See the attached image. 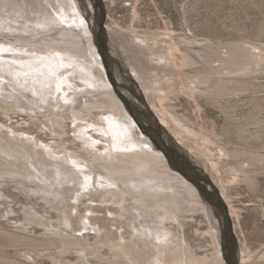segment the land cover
Wrapping results in <instances>:
<instances>
[{
    "label": "bare ground",
    "instance_id": "1",
    "mask_svg": "<svg viewBox=\"0 0 264 264\" xmlns=\"http://www.w3.org/2000/svg\"><path fill=\"white\" fill-rule=\"evenodd\" d=\"M85 1L89 3V0ZM109 1L113 4L115 0H103L107 12ZM80 3L79 0H0V52L1 58L6 60L0 65V72L14 79L8 81L11 91L4 88L0 95V111L8 117L11 116L10 113L18 114L19 117L24 114L34 122L40 121L64 130L60 133L50 130V139H47L50 141H47L42 140L47 136L41 139L38 134L34 136L29 131L31 129L25 130L22 127L13 131L22 137L33 134V139L26 137V143L0 141V192L3 193L2 196H7L9 192L5 189L10 184H15L17 189L31 196L38 195L49 209H54L55 204L61 206L72 201L78 207H83V213H93L94 205L113 204L120 208L119 218L131 223V229L136 234L139 232V236L124 244L116 240L103 241L100 238L91 243V235L86 232L87 226L78 234L63 227L56 230L44 228L46 232L42 236L30 234V231L26 233L25 229L16 231L1 226V249L8 242L11 245L17 243L27 251L26 255L34 253V256H40L48 251V256L56 262H59V253H75L77 260H87L107 247L111 253V261L115 263L166 264L169 257L170 264H225L220 251L221 231L218 218L201 200L196 187L171 169L162 153L153 148L138 132L134 121L106 80ZM71 23L75 26H70ZM110 26L106 23L109 35L112 31ZM132 32L133 38L139 40L138 45L143 49V54L149 56V61L164 60V69L156 75L148 74L145 70L156 72L154 64L150 69L142 67L137 56L127 54V47L121 40L118 45L123 49L122 53L112 50V58L121 62L129 71V76L139 84L148 106L173 142L184 149L204 171L207 172V169L202 164V159L189 152L191 147L188 148L189 151L186 150L182 140L175 138L173 133L181 131L196 138L204 137L212 144L222 146L224 157L229 161L231 179L229 182L224 179L225 183L212 175L210 178L228 207L238 236L241 210L234 207L231 191L235 185L241 184L254 190L258 187V178L263 169V155L247 151L244 158V153L240 155L241 152L235 147L223 145L215 131L203 129L204 127L197 129L184 116L178 115L170 101L180 95L175 89L177 85L182 86L180 89H184L189 98L195 99L201 95L219 99L253 90L255 85L246 78L252 80L264 70V50L239 43L214 44L207 40H201L204 43L196 45L200 41L197 38L171 42V47L165 49L160 46L163 42L167 43L165 37L175 40L171 32L149 29ZM118 35L119 38L122 37V33L118 32ZM180 43H186L188 50L181 47ZM7 47L12 52L16 50L20 53L3 55V52H10ZM21 50H25V53ZM57 54L65 59L64 62L56 60L60 69L64 65L73 69L64 70L61 73L64 84L56 79L57 85L53 88L49 82L54 79L45 76L43 78L37 72L42 73L38 70L46 65L45 61L41 62L43 59H55ZM173 61H180V64H174ZM112 62L115 64L114 60ZM53 68H49V73L58 70L53 71ZM46 71L48 76V70ZM258 105L255 104L252 114L243 117L248 125L256 126L253 133L249 132V138L260 140L264 133V121L256 115L260 111ZM163 116H169L170 119L164 120ZM83 124L98 126V131L94 130L85 135ZM10 127L14 129V126ZM240 131L241 137L246 138L247 130ZM10 209L17 212L13 207ZM33 210L41 213L40 209ZM58 212L62 213L63 222L68 225L69 214L64 210ZM196 214L205 219V230L210 238L212 252L202 257L198 255L194 245L188 244L189 241L182 236L184 227L189 225L187 219L194 218ZM83 219V222L89 221L87 217ZM20 221L24 227L32 224L26 219H18L16 223ZM168 234L170 239L166 240ZM239 243L241 244L240 238ZM242 248L240 245L239 264H249L251 252L245 253ZM262 259L264 260V256ZM6 260L8 259H4L5 262ZM10 262L27 264L22 260Z\"/></svg>",
    "mask_w": 264,
    "mask_h": 264
},
{
    "label": "rangeland",
    "instance_id": "2",
    "mask_svg": "<svg viewBox=\"0 0 264 264\" xmlns=\"http://www.w3.org/2000/svg\"><path fill=\"white\" fill-rule=\"evenodd\" d=\"M85 3L88 2L85 1ZM106 23L109 26L111 25L110 30H112L110 35L111 51L113 50L115 52V50H119V52L122 53L123 49L118 45L121 40L123 45L127 47V54L137 56L136 58L141 61L140 63L142 67H149L148 69H150L152 64H154L156 72L145 70L150 75H156L158 72H161V70L164 69L166 62L164 60L160 62L153 60V62H150L149 56L144 55L143 49L138 45L139 40H135L133 38L132 31L142 32L149 29L151 31H160L163 33L171 32L175 36V40L165 37L167 39V43L163 42L160 44V46H164L165 49H169V47H171V42L178 43L180 40L183 41L185 38H197L200 41L196 45H201V43H204V41L201 40H207L214 44L218 43L227 45L239 43L248 47L256 46V48L259 47L258 50H260V48L264 50V0H115L113 4L109 1V10L107 12ZM69 25L75 26L72 23ZM118 32L122 33V37L120 36L121 38H119ZM1 40L2 39L0 38V42ZM179 45L188 50L186 48V43H180ZM163 49L161 51H163ZM7 50H9L11 53L3 52V55L20 53L16 50H14L15 52H12L10 47H7ZM258 50L255 49L256 52H258ZM21 52L25 53V50H21ZM55 56V59L52 60L43 59L41 62L45 61L44 64L46 63V65H43L39 68L38 71L42 73L37 72L39 75H43V78L45 76V78L51 77L54 79V81L49 82L53 88L57 85L55 84L56 79L60 82V84H64L65 81L61 75L64 70L73 69L68 65H64V67L60 69L56 60L59 62H64V56L58 54ZM1 57L2 53L0 54V65L6 62V60L2 59ZM51 61L52 64H50ZM176 61H173V63L180 64V61ZM55 64L56 66H54ZM167 64L170 63L168 62ZM47 66L49 68L54 67L53 71L58 69V72L54 71L55 74L52 72L49 73V68L47 69ZM112 66L115 65L112 64ZM46 70H48V76L46 75ZM57 77H61V79L59 80ZM246 79H249L255 85L253 90L239 93L238 95L234 94L224 96L219 99L209 95H201L196 99L190 97V99L187 96L188 94L184 93V89H180L182 86L177 85L175 86V89H177L180 95L175 100L170 101V103L173 107V110H175L178 115L184 116L186 119H188L194 127L197 129L204 127L203 129L215 131L219 135L223 145L235 147L241 152L240 155H243L244 153V158L246 157L247 151H255L262 154L264 159V133L260 140L250 139L249 137L251 135L249 134L255 131L256 126L248 125L245 119V116H249L254 112L253 107L255 104L258 105L260 103L258 105L260 111L255 113L259 119L264 121V70L258 73V75L252 80L250 78ZM8 81H14V79L0 72V95L1 93L3 94L4 88H7V90L11 91ZM226 107L229 109V112L231 111L230 113ZM10 115L11 116L8 117L0 111L1 142L20 143L23 141L26 143V137L33 139V134L34 136L38 134L37 136H40L41 139L44 136H47V138L44 137V139H42L47 140L48 138L50 139L51 131H54V133H57L58 131L59 133L64 131L58 126L52 127V125L44 124L40 121L34 122L24 114L20 115V117L18 114L10 113ZM163 118L164 120L165 118L170 119L169 116H163ZM5 124L7 127L4 126ZM165 125L166 127H169L168 124ZM10 126H14V129H12ZM82 126H85V135L86 133L89 134L94 130L97 132V128H99L98 126L92 127V125H89V127L85 124ZM233 126L235 127L233 128ZM22 127L23 129L26 128L25 130L31 129L29 131L33 132V134L28 136L24 135L22 137L19 135V133L13 131L17 130V128L22 129ZM129 129L131 130V128ZM243 129L247 130V139L244 138V136L241 137L240 133L242 131L240 130ZM88 130H90V132H87ZM184 133L185 132L182 133L181 131H176V134H173L175 138L182 140L184 148L185 146L187 148H185L186 150L189 151L191 149L189 152H192L193 155H197L196 157L202 159L201 162L204 164V166H206L207 169V172H205L208 175L210 174L209 176L212 175L217 180L225 183L226 181L229 182L231 179V174L229 172L230 166H228V158L224 157L223 151L221 149L222 146L220 147L218 144H212V142H209L204 137L196 138ZM39 134H43V136ZM87 139L90 140L89 136H87ZM99 145L100 144H98V146ZM39 153H41V150H39ZM15 186V184H10L9 187L5 189L7 193L9 192L8 195L10 196H2L3 193L0 192V227L2 226V228L4 227L9 230L16 231H22V229H25L26 233L30 231V234L42 236L46 232L45 229L56 230L60 227H63L67 228L68 231H73L74 234H78L81 230H84L85 226H87L86 232L90 233L91 235V243L97 242L101 239L103 241L116 240L124 244L130 242L133 237L139 236L137 235L139 232L136 234V231L131 229V227L133 228L131 223L126 221L124 218H119L121 211L116 205H94L92 206L94 211L93 213H83L81 212L83 207H78V204L76 205L71 201L63 203L61 206L55 204L54 209H49L48 205L44 206L45 201L41 200L38 195L31 196L26 192L17 189ZM231 193L234 207H236L237 210H241V217L239 219L240 222L237 227L238 239L240 238L241 240L240 245L243 247L242 249H245V253H252H250L251 258L249 260V264H264V260L262 259L264 256V162L262 174L258 178V187L255 190L249 188L247 185L241 184L238 186L235 185ZM12 207L17 212L13 210L11 211L10 208ZM30 207L33 208L31 209ZM34 208H36L38 211L40 209L41 213L35 212L33 210ZM74 209L75 211L72 212ZM58 210H64L69 214L68 225L63 222L64 218L62 217V213H59ZM43 211H46V213H43ZM48 214L51 216L49 217ZM43 216L45 219H43ZM201 216L202 215L200 214H196L194 215V218H188L187 223L189 225L184 227V233L182 234V236H184L189 241L188 244L192 246L194 245V249H197V253L200 257L206 254L210 255L212 253L209 243L210 238L208 234H206L205 230V219ZM84 217L89 219V221L86 220L87 223L83 222ZM18 219H22V221H24V219L29 220L32 222V224L24 227L21 221L16 223ZM118 219L121 220L119 221ZM84 223L88 225H83ZM132 234L134 235L132 236ZM169 236L170 234L167 235L166 240L170 239ZM9 244L10 243L8 242L6 247L3 245L4 247L1 249L2 245L0 243V257L8 260L11 259L10 261H13L14 263L15 261L18 262L19 260H22L27 264H88L90 261L91 264H124V262L119 261L116 263L112 262L111 253L107 247H105L106 249H103L104 251L102 250L100 254L90 257V261L89 259H81L82 261L77 260L75 253H59V262H56L52 260V257L48 256L50 253L48 251L40 256H34V253L31 255H26L27 251H25L19 244L14 243V247L13 245L10 244V246ZM105 255L106 257H104ZM244 255L245 254L243 253V256ZM30 256H33L35 261L31 259L32 257ZM98 256L102 257L98 258ZM74 258L76 260H74ZM1 259L0 264L5 262L4 259H2V261ZM8 260H6L4 264H12V262ZM170 263L171 258L169 259L168 257L166 264Z\"/></svg>",
    "mask_w": 264,
    "mask_h": 264
},
{
    "label": "water",
    "instance_id": "3",
    "mask_svg": "<svg viewBox=\"0 0 264 264\" xmlns=\"http://www.w3.org/2000/svg\"><path fill=\"white\" fill-rule=\"evenodd\" d=\"M79 1L91 29L92 43L100 57L106 80L134 121L138 132L162 153L171 169L196 187L201 200L214 211L220 223V251L224 263L239 264V239L218 188L204 169L173 142L148 106L139 84L129 76V71L121 62L112 58L110 35L106 29L107 10L103 0H89V3ZM113 60L115 66H112Z\"/></svg>",
    "mask_w": 264,
    "mask_h": 264
},
{
    "label": "snow or ice",
    "instance_id": "4",
    "mask_svg": "<svg viewBox=\"0 0 264 264\" xmlns=\"http://www.w3.org/2000/svg\"><path fill=\"white\" fill-rule=\"evenodd\" d=\"M81 24H83V20H81Z\"/></svg>",
    "mask_w": 264,
    "mask_h": 264
}]
</instances>
